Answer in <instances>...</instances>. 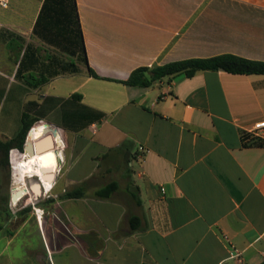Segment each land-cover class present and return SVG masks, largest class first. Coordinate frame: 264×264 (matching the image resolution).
<instances>
[{
	"label": "crops",
	"instance_id": "crops-1",
	"mask_svg": "<svg viewBox=\"0 0 264 264\" xmlns=\"http://www.w3.org/2000/svg\"><path fill=\"white\" fill-rule=\"evenodd\" d=\"M9 1L0 6V140L19 134L35 102L43 129L32 137L58 127L62 163L45 184L57 197L50 217L36 205L1 215L0 264H261L264 146L246 140L264 122V75L122 82L191 59L264 62V0ZM113 182L110 199L95 197ZM80 188L84 198L61 199Z\"/></svg>",
	"mask_w": 264,
	"mask_h": 264
},
{
	"label": "trees",
	"instance_id": "trees-1",
	"mask_svg": "<svg viewBox=\"0 0 264 264\" xmlns=\"http://www.w3.org/2000/svg\"><path fill=\"white\" fill-rule=\"evenodd\" d=\"M74 4L75 1L73 0ZM76 10V6H75ZM78 18V17H77ZM81 34V51L80 62L87 64L86 49L83 43V35ZM203 71H224L235 75H264V62L252 61L234 55H222L207 59H191L185 61H177L168 63L162 66L153 68L142 67L135 70L129 79L122 82L129 86L150 88L155 83L162 81L165 78H173L180 75H185L188 78L194 77L197 73ZM47 79L42 83H46ZM81 99L80 96H74ZM38 105L35 102L27 104L22 115V127L19 134L11 140H0V154L2 155L1 164L9 165V155L12 150L24 152L25 143L30 130L40 123L36 115ZM257 146H264V143H254ZM119 190V185L115 182L98 190L95 197L98 199H110ZM86 196L85 189L80 188L71 192H66L61 199H81ZM134 200L141 205V201L136 194H133ZM26 211H29L26 209ZM132 231H137L142 227V221L138 217H133L130 220ZM2 225L0 224V231ZM264 264V261L261 263Z\"/></svg>",
	"mask_w": 264,
	"mask_h": 264
},
{
	"label": "water",
	"instance_id": "water-1",
	"mask_svg": "<svg viewBox=\"0 0 264 264\" xmlns=\"http://www.w3.org/2000/svg\"><path fill=\"white\" fill-rule=\"evenodd\" d=\"M35 126L30 130L25 147L24 152L26 159L32 160L37 163L38 156H45L49 153L59 154V149L61 145L58 143V137L60 136V129L51 124H46L45 130L43 132V136L39 139H35L32 137V132ZM62 163V158H58V164ZM43 176L32 175L26 181L19 182L20 189L16 192L13 191L11 198L13 202L19 201L22 198H28L31 202L37 201L42 194L46 193V183H51L53 185L55 174L53 173H44ZM30 181H34L33 183ZM16 185L14 186V189Z\"/></svg>",
	"mask_w": 264,
	"mask_h": 264
},
{
	"label": "rangeland",
	"instance_id": "rangeland-1",
	"mask_svg": "<svg viewBox=\"0 0 264 264\" xmlns=\"http://www.w3.org/2000/svg\"><path fill=\"white\" fill-rule=\"evenodd\" d=\"M42 129H43L42 126H36L32 134H35L41 131ZM21 154L25 155L23 153ZM1 158H2V155L0 154V217L1 215H3L4 218L8 220L10 214L14 212H21L26 209L32 211L34 210L35 205L38 210L43 209V211L47 213L51 212L53 210V203H54L51 200L57 199V197H55V193H52L53 191L48 194L45 193L44 196L40 198L38 202H35V203L32 202V205H28L30 204L29 202H31L28 198H23L17 205L16 204L13 205L14 202L12 201L11 195H12V192L14 191V186L17 185L16 181L19 180V176H21V174L17 172L18 174L14 175L13 167H14V170H16L17 167L16 165H14L13 161L11 160V152L9 155V165L8 166H4L1 164ZM23 159L24 161H26L27 160L26 156L23 157ZM31 182L33 183L34 181H30V183ZM19 189H20V186H19ZM14 206H17V207H14ZM41 207H44V208H41ZM48 216L50 217V213ZM22 219H23V216H20L18 221L16 222L14 221V223L11 224V228H15L19 223H21Z\"/></svg>",
	"mask_w": 264,
	"mask_h": 264
},
{
	"label": "bare ground",
	"instance_id": "bare-ground-1",
	"mask_svg": "<svg viewBox=\"0 0 264 264\" xmlns=\"http://www.w3.org/2000/svg\"><path fill=\"white\" fill-rule=\"evenodd\" d=\"M23 157H25V155H22L18 151L12 152V161H13L14 165H16V167H17V169L15 170V174H18L17 172H19L21 174V176H19L20 181L21 182H23V180L25 181V177H30L31 173L36 174V175H41V171H38L37 169H35L33 167L34 165H36V162L32 161V160H28V159L26 161H24ZM37 162L40 163L41 170L44 171V173H53L54 174L56 167L58 165V162L56 159V154H54L53 152L49 153L45 156H38ZM13 169H14V167H13ZM42 176H43V174H42ZM18 184L19 183L17 182L16 188L14 189L15 192L19 189ZM46 187L48 188L50 186L46 185ZM21 200H19V202ZM14 203H17V201ZM37 216L39 219H41L43 217V212L39 213V211L37 210Z\"/></svg>",
	"mask_w": 264,
	"mask_h": 264
},
{
	"label": "built area",
	"instance_id": "built-area-1",
	"mask_svg": "<svg viewBox=\"0 0 264 264\" xmlns=\"http://www.w3.org/2000/svg\"><path fill=\"white\" fill-rule=\"evenodd\" d=\"M9 0H0V6L4 9L9 7ZM249 138L246 140L247 142L254 144L258 140H262L264 138V122H259L255 124L253 130L249 132Z\"/></svg>",
	"mask_w": 264,
	"mask_h": 264
}]
</instances>
